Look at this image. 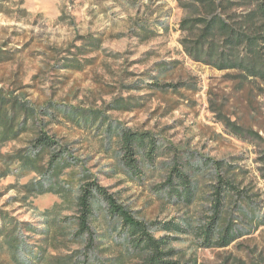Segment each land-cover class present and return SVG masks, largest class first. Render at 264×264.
<instances>
[{
  "label": "rangeland",
  "instance_id": "rangeland-1",
  "mask_svg": "<svg viewBox=\"0 0 264 264\" xmlns=\"http://www.w3.org/2000/svg\"><path fill=\"white\" fill-rule=\"evenodd\" d=\"M182 16L175 0H0V50L11 57L0 63V84L27 106V131L0 144V206L27 222L18 251L0 239V264H57L68 257L71 264H93V250L73 236L86 173L147 219H179L187 204L168 197L166 174L182 162L198 171L197 196L210 194L214 171L207 158L225 160L234 171L240 193L229 195L224 215L244 236L207 248L191 234L174 246L193 264H264L262 150L231 134L211 109V100L225 102L232 120L264 137V83L239 86L227 71L192 60L180 43ZM81 36L94 43L85 45ZM72 57L80 69L71 66ZM172 60L181 63L159 74L155 62ZM178 79L192 86L157 85ZM126 99L141 105L132 111L117 106ZM127 129L148 133L158 148L137 176L118 161V132ZM44 132L57 140L46 150L33 144ZM19 149L34 163L25 170L16 163L4 175L3 154ZM209 200L193 201L194 220L209 212ZM105 207L99 200L93 215L98 233L109 228ZM44 248L45 259L38 255Z\"/></svg>",
  "mask_w": 264,
  "mask_h": 264
},
{
  "label": "trees",
  "instance_id": "trees-1",
  "mask_svg": "<svg viewBox=\"0 0 264 264\" xmlns=\"http://www.w3.org/2000/svg\"><path fill=\"white\" fill-rule=\"evenodd\" d=\"M175 1L183 10L179 30L180 43L186 55L195 62L227 71V76L239 86L252 82L264 83V0ZM81 39L85 45L94 43L85 40L83 36ZM95 45L98 46V42ZM77 49L80 51L86 48ZM5 51L0 50V63L11 59ZM68 61L72 63L71 66L81 68L75 57L68 58ZM180 63L179 60L166 64L158 61L155 66L162 75L169 69H176ZM157 85H167L174 91L192 86L182 79L167 84L159 82ZM140 105L141 103L132 99L117 102V106L131 111ZM224 107L225 102L218 104L211 100V109L218 115L219 121L234 136L256 143L262 150L261 159L264 162L262 134L239 123L238 119L232 120L224 111ZM26 122L27 106L19 95L5 90L0 84V144L20 138L27 131ZM147 134L130 129L118 132L123 149L118 161L126 174L133 171L137 176L143 173L142 165L154 160L158 148L153 140L147 139ZM56 143V137L46 132L37 136L33 142L43 150L52 148ZM3 157L7 164L4 175L12 172V165L16 163L24 170L27 169V163H34L33 158H27V154L21 149L14 154L5 153ZM59 158L58 155L56 160H51L55 163ZM205 163L213 168L214 186L213 191L204 196H197L200 189V181L196 178L198 171L195 172L190 166L175 161L166 174L163 187L170 191L168 197L187 204L179 219H147L130 204L121 201V197L104 186L98 177L86 173L76 194V232L73 236L80 238L85 247L93 250L96 255L92 260L93 264H193L190 258L185 259L181 248L174 246L191 234H194L201 247L230 246L243 237L244 232L237 229L231 217H225L224 208L229 195L240 193V189L233 169L225 160L207 158ZM262 170L264 178V166ZM198 197L210 199V203L206 204L209 212H198L194 220L189 214L190 205ZM99 200L106 203L105 213L109 218V228L103 233H98L93 224V215ZM241 217L244 219V215ZM25 225L27 226V222H20L11 212L0 206V239L9 243L15 251L21 246L19 235ZM118 236L123 237L121 241ZM3 248L4 242L0 241V251ZM45 253L44 248L38 255L43 254L45 259ZM51 258L54 262L55 259L58 260L57 256ZM64 259L57 264H71L69 257Z\"/></svg>",
  "mask_w": 264,
  "mask_h": 264
}]
</instances>
